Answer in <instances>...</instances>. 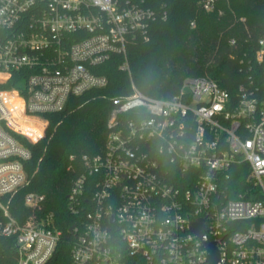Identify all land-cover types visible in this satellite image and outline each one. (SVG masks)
<instances>
[{"label":"built area","instance_id":"built-area-1","mask_svg":"<svg viewBox=\"0 0 264 264\" xmlns=\"http://www.w3.org/2000/svg\"><path fill=\"white\" fill-rule=\"evenodd\" d=\"M158 17L136 0H0V85L24 81L0 89V236L16 241V264H50L63 239L54 213L40 214L44 195H25L23 223L12 214L30 184L25 141H41L69 99L106 88L98 70L114 56L131 75L129 46ZM251 50L232 89L189 77L155 98L131 77L132 93L110 99L101 152L70 157L68 264H209L191 229L200 219L220 264H264V35Z\"/></svg>","mask_w":264,"mask_h":264},{"label":"trees","instance_id":"trees-1","mask_svg":"<svg viewBox=\"0 0 264 264\" xmlns=\"http://www.w3.org/2000/svg\"><path fill=\"white\" fill-rule=\"evenodd\" d=\"M136 1H143L159 17L152 24L148 42L137 40L129 46L132 76L120 69L123 58L114 56L98 70L109 79L106 88L69 99L63 112L46 116L50 124L41 141H25L32 152L27 162L30 184L15 194L11 211L23 223L30 214L25 195L34 192L45 196L40 214L54 213L58 228L63 230L50 264H68L72 238L69 229L76 218L66 209L67 197L78 173L79 157L97 154L104 146L110 99L132 93L131 77L139 90L155 98L177 94L189 77H211L232 89V83L239 79L241 53L252 52L255 41L264 35V0H216L213 11L204 9L202 2L206 0ZM191 21L196 27L190 25ZM233 39L236 45L231 44ZM23 87L24 81L15 75L0 85V89ZM71 156L78 159L71 161ZM72 164L75 172L70 168ZM233 182L239 183L236 178ZM15 242L0 236V264H16Z\"/></svg>","mask_w":264,"mask_h":264},{"label":"water","instance_id":"water-1","mask_svg":"<svg viewBox=\"0 0 264 264\" xmlns=\"http://www.w3.org/2000/svg\"><path fill=\"white\" fill-rule=\"evenodd\" d=\"M193 232L202 240L208 251V262L209 264H220V253L217 248V241H209L207 233L205 232L204 220L200 219L193 222L191 225ZM73 228L70 229L72 231Z\"/></svg>","mask_w":264,"mask_h":264},{"label":"rangeland","instance_id":"rangeland-1","mask_svg":"<svg viewBox=\"0 0 264 264\" xmlns=\"http://www.w3.org/2000/svg\"><path fill=\"white\" fill-rule=\"evenodd\" d=\"M38 121V120H37ZM39 121H40V123L41 122H44V119H39ZM48 127H49V125L47 126V129H48ZM47 131V130H46ZM46 131H45V134H44V136L43 137H45V135H46Z\"/></svg>","mask_w":264,"mask_h":264}]
</instances>
